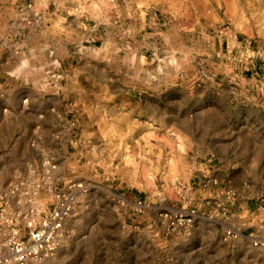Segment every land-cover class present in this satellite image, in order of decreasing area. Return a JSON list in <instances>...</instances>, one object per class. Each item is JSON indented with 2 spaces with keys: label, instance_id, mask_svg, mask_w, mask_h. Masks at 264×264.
<instances>
[{
  "label": "rangeland",
  "instance_id": "rangeland-1",
  "mask_svg": "<svg viewBox=\"0 0 264 264\" xmlns=\"http://www.w3.org/2000/svg\"><path fill=\"white\" fill-rule=\"evenodd\" d=\"M0 68L7 216L73 202L23 264H264V0H17Z\"/></svg>",
  "mask_w": 264,
  "mask_h": 264
},
{
  "label": "built area",
  "instance_id": "built-area-1",
  "mask_svg": "<svg viewBox=\"0 0 264 264\" xmlns=\"http://www.w3.org/2000/svg\"><path fill=\"white\" fill-rule=\"evenodd\" d=\"M2 200L0 197V264L40 262L54 254L65 219L72 210L71 198L59 195L56 206L44 215L39 225L27 222L30 231L24 236L17 221L7 216L6 203L2 204ZM195 214V211H178L171 226L186 228L191 225Z\"/></svg>",
  "mask_w": 264,
  "mask_h": 264
},
{
  "label": "crops",
  "instance_id": "crops-1",
  "mask_svg": "<svg viewBox=\"0 0 264 264\" xmlns=\"http://www.w3.org/2000/svg\"><path fill=\"white\" fill-rule=\"evenodd\" d=\"M16 1L17 0H0V8H4V9L11 10L12 8H15L16 7ZM0 74H1V68H0ZM0 86L2 87L1 81H0ZM263 104L264 103H258V102H256L255 103V107H254V105L251 106L254 110L257 111L259 117H262V116L264 117V113L262 111V110H264ZM258 106H261V107H258ZM208 114H209V112L207 111V116H208ZM217 163H218L219 166H221L222 165L221 164L222 163V159L221 158H218V162Z\"/></svg>",
  "mask_w": 264,
  "mask_h": 264
}]
</instances>
